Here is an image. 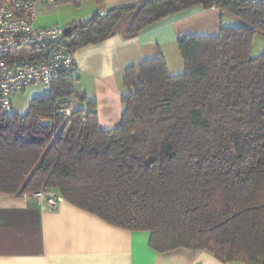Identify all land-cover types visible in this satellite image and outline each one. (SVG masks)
I'll return each instance as SVG.
<instances>
[{
	"label": "trees",
	"instance_id": "obj_1",
	"mask_svg": "<svg viewBox=\"0 0 264 264\" xmlns=\"http://www.w3.org/2000/svg\"><path fill=\"white\" fill-rule=\"evenodd\" d=\"M195 5L238 22L177 37L181 73L171 74L160 53L125 65L119 126H98L75 71L32 97L24 113L0 110V192L54 194L111 225L149 231L157 252L201 249L222 263L264 264V48L252 54L255 35L264 37V0L95 9L67 24L65 43L72 52L119 30L133 36ZM31 49L0 58H32ZM72 97L85 104L73 107Z\"/></svg>",
	"mask_w": 264,
	"mask_h": 264
},
{
	"label": "crops",
	"instance_id": "obj_2",
	"mask_svg": "<svg viewBox=\"0 0 264 264\" xmlns=\"http://www.w3.org/2000/svg\"><path fill=\"white\" fill-rule=\"evenodd\" d=\"M138 1L104 0L98 7L94 0H83L79 8L86 4L84 12L75 14L74 18L55 16L47 23L40 22V16L56 11L51 7L54 4L44 2L37 6L36 25H58L60 20L66 26L86 19L95 9L105 11ZM217 10L195 5L155 21L136 35L128 36L119 30L102 41L72 51L76 64L75 88L84 92L87 100L95 101L98 126L106 130L120 124L121 95L125 91L121 77L125 65L160 53L171 74L181 73L183 62L176 45L177 37L182 33L198 35L214 31ZM71 99L75 108L85 104L76 97ZM149 235L146 230L111 225L61 197L51 208L29 193L0 192V264H244L222 263L201 249L179 247L157 252L148 244Z\"/></svg>",
	"mask_w": 264,
	"mask_h": 264
},
{
	"label": "built area",
	"instance_id": "obj_3",
	"mask_svg": "<svg viewBox=\"0 0 264 264\" xmlns=\"http://www.w3.org/2000/svg\"><path fill=\"white\" fill-rule=\"evenodd\" d=\"M54 0H0V56L19 48H32V58L8 60L0 58V110L14 113L11 95L40 82L48 92L51 83L76 69L75 59L65 43V26L36 25V9L40 3ZM100 14L104 10H99ZM69 112L68 108L66 109ZM31 196L42 199L53 208L59 196L33 191Z\"/></svg>",
	"mask_w": 264,
	"mask_h": 264
},
{
	"label": "rangeland",
	"instance_id": "obj_4",
	"mask_svg": "<svg viewBox=\"0 0 264 264\" xmlns=\"http://www.w3.org/2000/svg\"><path fill=\"white\" fill-rule=\"evenodd\" d=\"M85 5L86 4H84L82 6L84 8L75 7L69 3L52 5L51 6L52 9H53V11H56V13L55 14L52 13L51 15L50 14L44 15L42 17L40 16L39 21L45 22V23L51 22L55 16H60L59 19L74 18V16H76L75 14H80V13L85 11L84 10L86 7ZM38 12L44 13L43 11H38ZM215 13H216V27H215L214 31H206L208 33L202 32V33H199L198 35H203V34L210 35V34H213V32H215L214 34H217L219 27L221 25H226V26L227 25H235L238 22V20L234 16H232L226 12L222 13L221 16H218V15H220L219 14L220 11L217 10V11H215ZM36 15H37V13H36ZM57 24L60 26L64 25V23H61L60 20H58ZM194 27H196V25H194ZM191 30L194 31L193 29H191ZM192 31H189V32H192ZM188 34H191V33H188ZM263 48H264V37H262L260 34H256L254 37L252 54H256V53L260 52ZM169 64H170L171 70H173L171 67L172 66L171 61ZM45 89L46 88L40 82H36L34 84L27 86L23 91L14 92L11 95V100H12V103H13L16 111L18 113H24L27 110V106H28V103L30 102L31 98L34 96L44 94Z\"/></svg>",
	"mask_w": 264,
	"mask_h": 264
},
{
	"label": "water",
	"instance_id": "obj_5",
	"mask_svg": "<svg viewBox=\"0 0 264 264\" xmlns=\"http://www.w3.org/2000/svg\"><path fill=\"white\" fill-rule=\"evenodd\" d=\"M70 30H71V25H66L64 27V30H63L64 31V34L67 35L70 32ZM45 196L48 197L49 194H45Z\"/></svg>",
	"mask_w": 264,
	"mask_h": 264
}]
</instances>
